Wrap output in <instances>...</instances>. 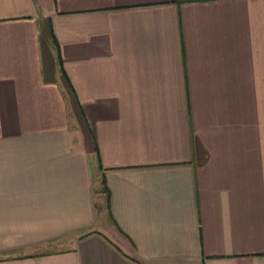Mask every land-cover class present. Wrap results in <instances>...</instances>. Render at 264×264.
Segmentation results:
<instances>
[{
	"label": "crops",
	"instance_id": "obj_1",
	"mask_svg": "<svg viewBox=\"0 0 264 264\" xmlns=\"http://www.w3.org/2000/svg\"><path fill=\"white\" fill-rule=\"evenodd\" d=\"M0 264H264V0H0Z\"/></svg>",
	"mask_w": 264,
	"mask_h": 264
}]
</instances>
